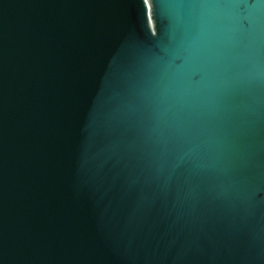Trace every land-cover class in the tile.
Masks as SVG:
<instances>
[{"label": "water", "instance_id": "1", "mask_svg": "<svg viewBox=\"0 0 264 264\" xmlns=\"http://www.w3.org/2000/svg\"><path fill=\"white\" fill-rule=\"evenodd\" d=\"M145 2L0 0V264H264V0Z\"/></svg>", "mask_w": 264, "mask_h": 264}, {"label": "bare ground", "instance_id": "2", "mask_svg": "<svg viewBox=\"0 0 264 264\" xmlns=\"http://www.w3.org/2000/svg\"><path fill=\"white\" fill-rule=\"evenodd\" d=\"M144 2H145V0H144ZM146 7H147V4H146V2H145V4H144Z\"/></svg>", "mask_w": 264, "mask_h": 264}]
</instances>
